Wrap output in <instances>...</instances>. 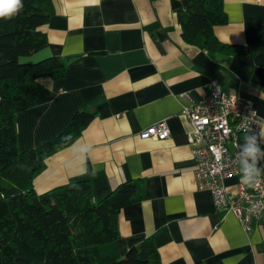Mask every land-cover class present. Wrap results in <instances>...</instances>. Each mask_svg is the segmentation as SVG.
<instances>
[{"label":"crops","instance_id":"1","mask_svg":"<svg viewBox=\"0 0 264 264\" xmlns=\"http://www.w3.org/2000/svg\"><path fill=\"white\" fill-rule=\"evenodd\" d=\"M189 0H51L52 14L40 26L47 46L66 64L57 79L42 77L50 90L15 117L19 150L58 136L79 110L94 117L67 146L44 154L35 174L36 192L88 178L98 202L124 181L138 182L139 202L118 214L119 237L100 245L102 254L122 257L148 237L160 264H264V220L243 229L235 215L216 208L207 189H198L181 114L184 104L209 95L212 80L221 91L253 101L264 129V48L257 30L264 26V0H223L226 22L216 38L250 47L240 56L210 52L184 42L178 10ZM167 138L142 131L159 121ZM93 146L88 173L75 175L72 145ZM264 148V142L261 143ZM240 171L224 183L235 192Z\"/></svg>","mask_w":264,"mask_h":264},{"label":"trees","instance_id":"2","mask_svg":"<svg viewBox=\"0 0 264 264\" xmlns=\"http://www.w3.org/2000/svg\"><path fill=\"white\" fill-rule=\"evenodd\" d=\"M23 4L15 18L0 20V264H160L152 237L129 247L122 257L100 252L101 244L119 237L120 210L141 200L140 183L121 182L98 202L88 178L36 192L33 179L44 154L64 147L62 138L69 133L75 138L94 115L76 111L54 139L19 150L16 114L50 93L42 77L57 79L66 69L58 56H38L47 46L39 28L52 14L51 0ZM177 19L188 44L240 56L253 52L216 38L214 27L226 22L223 0H189ZM257 41L264 48V26L257 30Z\"/></svg>","mask_w":264,"mask_h":264},{"label":"built area","instance_id":"3","mask_svg":"<svg viewBox=\"0 0 264 264\" xmlns=\"http://www.w3.org/2000/svg\"><path fill=\"white\" fill-rule=\"evenodd\" d=\"M211 86L209 95L202 101L181 107V114L191 126L186 140L194 161V180L198 189L210 191L216 208L231 211L248 231L252 219L264 220L263 174L250 191L239 182L235 192H230L224 181L238 172L240 137L258 135L262 121L252 100L221 91L216 80H212ZM169 134L163 120L142 131L143 136L155 139L167 138ZM254 204L261 207L254 209Z\"/></svg>","mask_w":264,"mask_h":264},{"label":"clouds","instance_id":"4","mask_svg":"<svg viewBox=\"0 0 264 264\" xmlns=\"http://www.w3.org/2000/svg\"><path fill=\"white\" fill-rule=\"evenodd\" d=\"M23 0H0V20L9 21L15 18L23 9ZM71 140V134L62 138V145ZM264 142V129L259 134H249L244 137V141L239 145L237 153V162L239 164L241 181L249 187H255L261 174L264 173V148L261 143ZM73 154L76 163H68L66 167L75 168V175H86L88 173L87 162L93 151V146L89 143H74ZM261 205L254 204V209H259Z\"/></svg>","mask_w":264,"mask_h":264},{"label":"rangeland","instance_id":"5","mask_svg":"<svg viewBox=\"0 0 264 264\" xmlns=\"http://www.w3.org/2000/svg\"><path fill=\"white\" fill-rule=\"evenodd\" d=\"M28 59V58H27Z\"/></svg>","mask_w":264,"mask_h":264}]
</instances>
